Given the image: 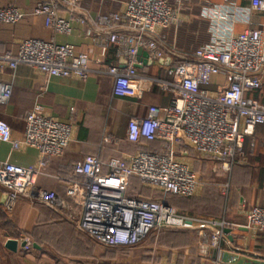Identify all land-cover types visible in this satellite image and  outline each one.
Masks as SVG:
<instances>
[{
	"label": "crops",
	"instance_id": "obj_1",
	"mask_svg": "<svg viewBox=\"0 0 264 264\" xmlns=\"http://www.w3.org/2000/svg\"><path fill=\"white\" fill-rule=\"evenodd\" d=\"M41 1L0 0V9L13 7L24 14L17 22L0 21V54L16 56L26 40L72 44L88 57L89 76L86 80L76 75L46 76L29 64L12 69L0 61V83L11 86L8 102H0V121L6 122L13 139L21 142L19 148L13 149L11 143L0 141V160L23 167L39 162L40 151L23 143L26 115L36 106L44 115L71 124L68 146L61 156L50 158L36 178L35 187L54 192L79 214L84 212L87 196L79 187L84 177L72 172L74 164L87 155L98 156L104 162L117 158L129 164L140 152L160 153L164 149L159 139L131 142L127 138L131 118L146 116L150 106L164 109L172 100V93L160 88L154 79L171 80L168 69L175 61L192 60L196 50L209 43L214 27L226 36L264 29V10L253 8L252 0H167L175 20L166 28H158L165 57L150 62L148 53L140 49L142 64L137 70L143 93L141 97L119 96L114 93V77L104 71L123 61L116 54L115 44H109L102 54L96 31L101 16L123 13L129 0H79V12L87 18L85 23L77 20V14H65L60 9L70 23V33L47 27L45 17L34 14ZM228 84V76L218 74L203 88L216 94ZM244 96L262 102L264 86ZM108 136L115 141L106 142ZM172 150L173 159L196 174L191 196L165 194L143 184L137 175L129 177L124 195L163 202L193 221L192 228L154 230L134 245L109 247L34 196L20 198L13 211L7 212L3 207L5 194L0 189V264H232L248 258L264 261V233L247 228L249 212L264 208V124L256 125L253 135L244 138L243 160L235 162L229 172L208 152L178 144H173ZM212 221L218 223L216 231H221L225 223L218 249L203 242L214 232L204 228L205 222ZM8 240L17 241L15 251L6 247Z\"/></svg>",
	"mask_w": 264,
	"mask_h": 264
},
{
	"label": "built area",
	"instance_id": "obj_2",
	"mask_svg": "<svg viewBox=\"0 0 264 264\" xmlns=\"http://www.w3.org/2000/svg\"><path fill=\"white\" fill-rule=\"evenodd\" d=\"M252 7L264 10V0H252ZM60 9L65 14H77L81 23L87 20L79 12V0H42L34 14L44 16L47 27L70 33V23ZM23 16V12L13 7L0 9V21L17 22ZM174 20L167 0H129L123 13L99 18L96 36L102 54L109 44H115L116 54L123 61L122 65H109L104 71L114 77L116 95L141 97L143 89L137 70L142 64L139 50L148 53L150 62L163 60L165 51L158 28H166ZM0 61L12 69L29 64L46 76L76 75L82 80L89 76L88 57L77 52L72 44L26 40L16 56L0 54ZM263 70L264 29H247L238 35L226 36L214 27L209 43L196 50L192 60L175 61L168 69L171 80L154 79L160 88L172 93L170 104L164 109L150 106L146 116H135L129 122L128 140H162L164 149L160 153L140 152L129 164L117 158L104 162L98 156L87 155L73 165L72 172L84 177L79 183L87 196L82 214L54 192L35 187L36 178L48 166L50 158L64 153L72 132L71 124L44 115L42 108L36 106L26 115L23 143L37 148L41 158L29 167L0 160L4 209L10 213L20 198L34 196L109 247L134 245L154 230L192 228L193 221L178 215L163 202L126 197L128 179L137 175L143 184L165 194L191 196L197 183L196 174L173 159V144L208 152L229 172L235 162L243 160L244 138L253 135L256 125L264 124V98L258 102L244 96L264 86ZM218 74L227 75L229 84L211 94L203 87L210 85L212 77ZM10 96L11 86L0 83V102H8ZM104 140L115 141L109 136ZM0 141L11 143L13 149L21 144L13 139L11 128L4 121H0ZM217 224L205 222L204 228H212L214 232L210 237L205 236L203 242L218 249L225 223L221 231L215 230ZM247 228L264 233V208L249 212Z\"/></svg>",
	"mask_w": 264,
	"mask_h": 264
},
{
	"label": "water",
	"instance_id": "obj_3",
	"mask_svg": "<svg viewBox=\"0 0 264 264\" xmlns=\"http://www.w3.org/2000/svg\"><path fill=\"white\" fill-rule=\"evenodd\" d=\"M17 245H18V243L15 240H8L6 243V247L10 250H13V251H15L17 249ZM232 264H264V261L258 260V259L248 258V259L239 260V262L235 261Z\"/></svg>",
	"mask_w": 264,
	"mask_h": 264
},
{
	"label": "trees",
	"instance_id": "obj_4",
	"mask_svg": "<svg viewBox=\"0 0 264 264\" xmlns=\"http://www.w3.org/2000/svg\"><path fill=\"white\" fill-rule=\"evenodd\" d=\"M153 201H157L158 202V200H153Z\"/></svg>",
	"mask_w": 264,
	"mask_h": 264
}]
</instances>
